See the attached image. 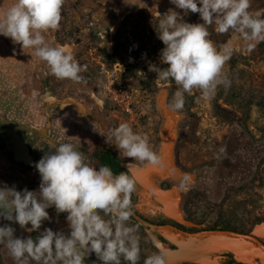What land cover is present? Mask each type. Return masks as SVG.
<instances>
[{
	"label": "rangeland",
	"instance_id": "rangeland-1",
	"mask_svg": "<svg viewBox=\"0 0 264 264\" xmlns=\"http://www.w3.org/2000/svg\"><path fill=\"white\" fill-rule=\"evenodd\" d=\"M15 2L0 0V19ZM175 10L183 15L182 10ZM250 11L264 13V0H251ZM156 12L150 14L140 10L123 18L118 26V5L108 1L104 4L100 0H65L60 29L49 31L45 38L51 46L62 48L81 65L87 66V70L81 73L84 80L79 83L55 78L46 62L36 57L31 49H25L24 53L10 38L0 35V114L17 117L23 112L18 108L21 105L8 104L7 94L20 100L21 104L26 94L35 91V87L38 88V100L45 85H48L63 98L90 102L92 107H100L104 128L110 135L122 123L132 125L130 115L125 111V104H130L134 112L141 115V124L151 131L150 147L162 160L161 165L150 171L154 183L175 198L180 210L190 211L196 218L213 217L219 223L245 228L254 212L264 214V42L257 43L248 51V42L241 34L227 36L218 33L215 24L207 26L208 38L218 49L225 46L232 48V55L224 68L230 86H218L211 99L203 97L198 90L190 95L185 93L183 109L176 110L173 108V97L178 86L174 81L161 80L155 72L149 71L150 64L166 67L160 64V51L165 46L158 39L154 26L158 19L163 18L158 15L159 12L164 14L167 11ZM183 18L188 23H203L198 13H189ZM160 99L166 108L164 112L159 108ZM166 113L173 124V138L167 148L160 130ZM237 137L245 138V158L248 159L245 163H250L246 165L248 177L236 181L234 186L220 189L213 179L199 188L193 175L186 181V173L193 169H202L207 165L219 167L225 143L231 139L238 140ZM107 144L105 155L146 165L125 157L114 138ZM124 172L131 175L128 170ZM143 193L148 195L145 202L141 198ZM134 194L138 195L134 205L140 212L144 211L139 208L146 206L145 212L154 215L153 219H170L164 214L163 205L156 196L143 189L137 181ZM213 195L217 196L215 202L211 198ZM129 226L137 229L141 249L139 264H144L145 258L150 255H161L146 227L133 217ZM43 228L47 227H42L41 231ZM48 228H51L50 225ZM51 229L66 234L70 231ZM29 235L25 230L24 235L17 237L27 238ZM31 235L35 239L37 233ZM258 250L264 255L260 247ZM11 261L15 264L12 258ZM226 263L219 256L165 262ZM0 264H4L1 254ZM85 264H100V261L93 254L86 258ZM121 264L128 262L122 259Z\"/></svg>",
	"mask_w": 264,
	"mask_h": 264
},
{
	"label": "clouds",
	"instance_id": "clouds-1",
	"mask_svg": "<svg viewBox=\"0 0 264 264\" xmlns=\"http://www.w3.org/2000/svg\"><path fill=\"white\" fill-rule=\"evenodd\" d=\"M65 0H16L0 19V35L10 38L21 51L31 49L46 62L50 74L59 80L82 82L87 70L75 57L62 48L51 46L45 38L49 31H58ZM180 12L169 8L159 12L155 24L160 51V67L149 65L161 80L174 81L178 86L173 108L183 109L185 93L194 90L211 99L220 85L230 81L224 68L232 55V48L218 49L208 27L215 24L220 34L239 33L251 51L264 42V18L260 12L250 11L251 0H170ZM142 7V6H141ZM198 13L203 23L185 22L184 16ZM254 42V43H253ZM106 142L115 139L123 155L152 167L161 165L159 155L150 147L146 135L133 131L127 123L120 124ZM40 175L37 190L0 187V217L19 224L30 235L17 237L10 224L0 226V246L15 264H85L95 255L100 264H139L141 249L137 229L129 226L132 212L131 195L136 180L127 172L115 174L111 167H94L86 163L85 155L71 143H61L35 163ZM54 207L57 214L66 213L70 231L43 228L51 221L47 209ZM30 225V227H29ZM37 233L35 239L31 233ZM144 264H165L155 253L145 258Z\"/></svg>",
	"mask_w": 264,
	"mask_h": 264
},
{
	"label": "crops",
	"instance_id": "crops-1",
	"mask_svg": "<svg viewBox=\"0 0 264 264\" xmlns=\"http://www.w3.org/2000/svg\"><path fill=\"white\" fill-rule=\"evenodd\" d=\"M100 1L104 4L108 1L110 4L118 5V26L122 24L123 18L135 15L140 10L149 11L150 14L159 10L168 11L169 8L175 10V6L170 3V0ZM48 87L51 90L50 86ZM36 89L38 90L35 87V91L32 90L33 92L26 94V98L24 97L21 104L20 100L12 99L11 95L7 94L8 104L21 105L18 108L23 109V112L21 111V115L19 114L17 117L0 114L7 122L3 137L0 138V187L15 186L18 191L25 188L37 190L40 184V175L34 166L35 163L45 153L54 151L61 143H71L76 150L85 155L86 163L91 166L97 168L107 166L102 160V156L108 149L105 136H108L109 133L104 128L100 107H92L90 102L78 100L75 101V104L65 106L48 105L40 99L42 93L38 100L36 99ZM21 90L22 88L19 86V91ZM53 94L58 98H63L54 92ZM73 94L76 95V93ZM9 126L15 127L16 133L6 134V129ZM24 151L25 154H23ZM112 170L117 174L114 168ZM141 196L143 202L148 198V195H144V193ZM137 198L138 195L134 194L131 200L133 204H137ZM139 209L144 211L142 213L145 217L154 218V215L145 212L147 211L146 206H141ZM47 211L51 221H45L42 227L48 228L50 225L51 228L70 230L67 228L69 225L66 213L57 214L54 207Z\"/></svg>",
	"mask_w": 264,
	"mask_h": 264
},
{
	"label": "flooded vegetation",
	"instance_id": "flooded-vegetation-1",
	"mask_svg": "<svg viewBox=\"0 0 264 264\" xmlns=\"http://www.w3.org/2000/svg\"><path fill=\"white\" fill-rule=\"evenodd\" d=\"M6 124L7 122L0 118V138L3 136ZM244 139V137H239L238 140L231 139L232 141H227L226 145H224L225 152L223 151L221 161L218 163L219 167L213 168V165H207L202 169H193L191 172L186 173V181L188 182L189 176L193 175L199 184V188L202 184L207 183L209 179L210 181L213 179L218 189H220L224 186H227V188L234 186L236 181L248 177L249 169H247L246 165L250 163H245L248 159L245 158L247 147L244 145ZM203 179L206 181L203 182ZM205 192L207 193V188H205ZM211 198L215 202L217 196L213 195ZM133 209L145 217L134 204ZM181 211L184 217L194 222L196 226L180 224L170 217L168 220H156L145 217L155 223L175 225L184 231L180 232L172 228L151 231L146 227L152 234V241L166 263L219 256L221 260L227 262L226 264H264V255L261 254L258 247L263 251L264 249L256 241L230 234H206L204 232L207 230H234L252 235L264 244V214L256 211L251 216L247 227L234 228L226 223H219L216 219H212L213 217H210L211 219L196 218L190 211ZM24 232L25 230L21 228L16 231L18 235H21V233L24 235ZM0 254L4 264H6L3 253L0 252Z\"/></svg>",
	"mask_w": 264,
	"mask_h": 264
},
{
	"label": "water",
	"instance_id": "water-1",
	"mask_svg": "<svg viewBox=\"0 0 264 264\" xmlns=\"http://www.w3.org/2000/svg\"><path fill=\"white\" fill-rule=\"evenodd\" d=\"M40 99L42 101L46 102L48 105L65 106V105H69V104H75V101L73 99L56 97L47 85L45 86L44 92L41 94ZM159 102H160L159 108L162 112H164L166 108L163 107L164 104L162 103V99H160ZM167 115L168 114L166 113V118L164 116V120H163L161 128H160L162 141H163V144L166 148L168 146H170V140L173 138V124H172L171 120L167 117ZM0 118L3 119V116L0 115ZM15 131H16L15 127L9 126L6 129V134L9 135L10 133H13V132L16 133ZM23 154H25V151ZM120 166L125 168L126 170H128L143 189L147 190L148 192H150L151 194L156 196L159 203H161L163 205V212L166 216L175 219L180 224L196 226V224L194 222L187 220L184 217L182 211L180 210L178 204L176 203L175 198L171 194L166 192L164 189H162L160 186H158L156 183H154V181L150 177V171L153 169L152 166H149L147 164L146 165H139V164H136V163H133L130 161H121ZM132 212H133L132 217L135 220H137L140 224H142L144 227L149 228L151 231H155L156 229H162V228H172V229L178 230L180 232H184L180 228H178L172 224H167V223L161 224V223L152 222V221L146 219L145 217L141 216L133 208H132ZM4 224H10L13 228L16 229V231L20 229L19 224L13 223L10 221H6L2 217H0V226H3ZM204 232L206 234H211V233H214V234H230V235L236 236V237H246V238H249V239L256 241L264 249V244L260 240H258L256 237L249 235V234L239 232V231H234V230H207ZM22 234L23 233H21V235ZM15 235L17 236L18 234L15 232ZM0 252L3 253V255H4L5 263L11 264L12 263L11 257L8 254L7 250L2 249L0 247Z\"/></svg>",
	"mask_w": 264,
	"mask_h": 264
},
{
	"label": "built area",
	"instance_id": "built-area-1",
	"mask_svg": "<svg viewBox=\"0 0 264 264\" xmlns=\"http://www.w3.org/2000/svg\"><path fill=\"white\" fill-rule=\"evenodd\" d=\"M144 56V55H143ZM145 58V57H144ZM125 111L130 115V123L134 132L139 133L141 135H146L149 139V144L151 145V131L146 129L139 120L141 115H137V112H134V109L130 104H125ZM142 114V113H140Z\"/></svg>",
	"mask_w": 264,
	"mask_h": 264
},
{
	"label": "trees",
	"instance_id": "trees-1",
	"mask_svg": "<svg viewBox=\"0 0 264 264\" xmlns=\"http://www.w3.org/2000/svg\"><path fill=\"white\" fill-rule=\"evenodd\" d=\"M261 17L264 18V13L261 14ZM232 33L233 32L227 33V36H230ZM102 160L104 161L105 164H107V166L114 168V170L117 174L126 170L125 168L120 166L121 160L118 159L117 157H113V156L107 154V155L102 156ZM133 194H134V192L131 195V200H132ZM132 208H133V204H132Z\"/></svg>",
	"mask_w": 264,
	"mask_h": 264
}]
</instances>
